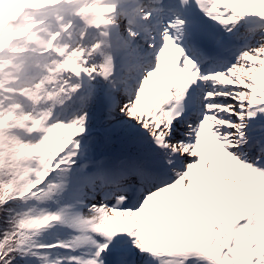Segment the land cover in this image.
I'll use <instances>...</instances> for the list:
<instances>
[{
  "label": "snow or ice",
  "instance_id": "snow-or-ice-1",
  "mask_svg": "<svg viewBox=\"0 0 264 264\" xmlns=\"http://www.w3.org/2000/svg\"><path fill=\"white\" fill-rule=\"evenodd\" d=\"M0 264H264V0H0Z\"/></svg>",
  "mask_w": 264,
  "mask_h": 264
}]
</instances>
